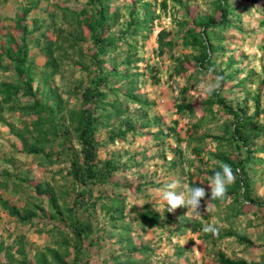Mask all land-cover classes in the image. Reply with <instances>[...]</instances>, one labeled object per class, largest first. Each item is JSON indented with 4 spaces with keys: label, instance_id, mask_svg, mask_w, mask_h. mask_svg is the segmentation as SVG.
<instances>
[{
    "label": "rangeland",
    "instance_id": "374dc122",
    "mask_svg": "<svg viewBox=\"0 0 264 264\" xmlns=\"http://www.w3.org/2000/svg\"><path fill=\"white\" fill-rule=\"evenodd\" d=\"M97 69L96 161L117 168L80 184ZM245 120L264 125V0H0V264H74L80 192L77 264H264V133ZM222 163L225 199L167 210L166 183L207 189Z\"/></svg>",
    "mask_w": 264,
    "mask_h": 264
},
{
    "label": "trees",
    "instance_id": "16d2710c",
    "mask_svg": "<svg viewBox=\"0 0 264 264\" xmlns=\"http://www.w3.org/2000/svg\"><path fill=\"white\" fill-rule=\"evenodd\" d=\"M104 20V8L100 3V5L98 6V18L96 20L97 29L101 28ZM97 38L99 40L97 44L99 46V51L103 50L102 46L100 45L101 35H99ZM111 73L112 72L103 73L101 69H97L92 79V87L89 88L90 92L89 94H86L83 100L82 122L78 135L79 141L81 143L82 162H73L72 166L73 177L80 184H86L89 181H98L102 177V174L110 173L117 168L115 160H104L102 168L99 167L96 161L97 152L101 146V143L94 136L96 123L92 108L89 105L90 101L94 98L105 96V94H102L100 91L103 89V86L108 84V77ZM256 115L259 116L258 111L256 112ZM241 123L242 124L240 129L242 130V134L247 138H254L255 136L257 137L260 134L264 133V125L259 128L258 126H256V124L250 123L249 120L242 121ZM81 193L82 192L78 193V195L76 196L74 206L71 209V211L73 212V215L71 216V227L75 236L76 246V256L74 264H77L78 262V255L81 253L84 235L90 233L92 230L91 224L83 220H79L74 212V210L77 209L78 199ZM224 263L236 264L231 260L225 261Z\"/></svg>",
    "mask_w": 264,
    "mask_h": 264
},
{
    "label": "clouds",
    "instance_id": "9594fccd",
    "mask_svg": "<svg viewBox=\"0 0 264 264\" xmlns=\"http://www.w3.org/2000/svg\"><path fill=\"white\" fill-rule=\"evenodd\" d=\"M209 71H212V69H209ZM221 80L222 77H218L215 83L208 82L202 84V86L211 95L219 90ZM237 172L238 169L234 170L232 165L222 163L220 170L215 171L213 177L209 180L207 189L204 186L190 187L184 185L183 190L178 191L181 185L179 181L173 179L164 185L160 192V198L166 202L168 211H174L180 206H186L188 208L187 215L192 214L189 219L195 220L196 214L200 212L202 200L208 198V205L210 200H223L227 197L229 187L237 179ZM203 231L215 235L218 233L219 228L217 225L209 223L204 225Z\"/></svg>",
    "mask_w": 264,
    "mask_h": 264
}]
</instances>
